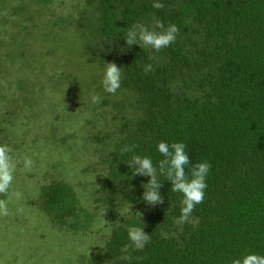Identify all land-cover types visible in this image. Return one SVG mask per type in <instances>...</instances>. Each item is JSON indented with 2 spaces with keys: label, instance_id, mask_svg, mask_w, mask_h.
Wrapping results in <instances>:
<instances>
[{
  "label": "trees",
  "instance_id": "trees-1",
  "mask_svg": "<svg viewBox=\"0 0 264 264\" xmlns=\"http://www.w3.org/2000/svg\"><path fill=\"white\" fill-rule=\"evenodd\" d=\"M79 1L84 8L70 22L86 38V54L100 50L101 68L115 63L122 72L121 88L101 107L109 109L112 133L95 110L85 123L86 139L98 146L90 152L100 166L91 198L104 226L92 228L89 199L65 181L42 189L46 214L58 229L105 236L104 249L85 264H230L264 254V0H161L159 10L153 0ZM154 20L178 26L174 44L160 52L125 44L129 28ZM147 63L154 70L145 75ZM161 140L183 141L193 163L211 164L205 199L188 223L177 222L181 196L170 182L160 189L164 202L147 205L148 178L133 177L126 163L133 155L162 159ZM125 145L134 150L121 154ZM126 225L150 235L144 251H124Z\"/></svg>",
  "mask_w": 264,
  "mask_h": 264
},
{
  "label": "rangeland",
  "instance_id": "rangeland-1",
  "mask_svg": "<svg viewBox=\"0 0 264 264\" xmlns=\"http://www.w3.org/2000/svg\"><path fill=\"white\" fill-rule=\"evenodd\" d=\"M81 8L79 0H0V144L32 161L15 174L12 190L21 198L0 194L9 212L0 215V264H85L104 249L105 236L58 229L43 206L42 189L65 181L91 201L88 211L99 208L91 198L99 192L92 171L98 175L100 166L90 155L98 146L86 139V122L95 119L90 111L109 121L103 129L114 130L109 109L101 108L110 98L97 90L102 53L86 54V38L71 25ZM93 95L100 97L96 104ZM96 124L91 136L104 126ZM93 213L92 228L103 227Z\"/></svg>",
  "mask_w": 264,
  "mask_h": 264
},
{
  "label": "clouds",
  "instance_id": "clouds-1",
  "mask_svg": "<svg viewBox=\"0 0 264 264\" xmlns=\"http://www.w3.org/2000/svg\"><path fill=\"white\" fill-rule=\"evenodd\" d=\"M154 9H162L164 4L161 0H153ZM179 28L174 23L167 26L160 20H154L152 24H137L128 29L126 37L123 39L128 47L139 46L142 50L149 49L153 52H160L162 49L170 47L176 42ZM150 63L142 66L145 75L153 71ZM122 72L115 63H105L100 85L104 93L114 96L121 88ZM92 103L99 102L100 97L93 95ZM134 145H125L120 149L121 154L132 152ZM186 144L183 141L168 142L161 140L156 143L155 150L162 159L155 163L148 155H133L127 165L131 169L132 176L147 177V183L142 184L144 189L142 200L147 205H157L164 202L160 194L163 182H170V191L179 193L180 214L178 223L190 222L189 218L194 208L203 203L206 195L207 178L210 173L211 164L204 160L193 163L186 151ZM18 166L25 170H30L32 161L29 157L15 158L12 148L8 144H0V194L11 195L15 199L21 198L19 191H13L12 186ZM187 169V172H186ZM9 214L6 201L0 202V215ZM127 238L130 244L124 246V251L129 248L137 252L144 251L150 242V235L144 231V227L126 225ZM128 257H125L127 259ZM230 264H264V254L248 252L241 256L231 258Z\"/></svg>",
  "mask_w": 264,
  "mask_h": 264
}]
</instances>
